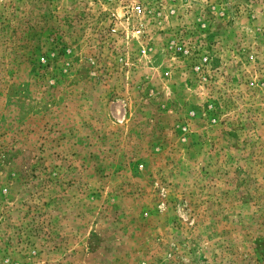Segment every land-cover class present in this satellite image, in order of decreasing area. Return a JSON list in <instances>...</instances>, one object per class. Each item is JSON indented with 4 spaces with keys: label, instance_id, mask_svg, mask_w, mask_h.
<instances>
[{
    "label": "rangeland",
    "instance_id": "1",
    "mask_svg": "<svg viewBox=\"0 0 264 264\" xmlns=\"http://www.w3.org/2000/svg\"><path fill=\"white\" fill-rule=\"evenodd\" d=\"M0 264H264V0H0Z\"/></svg>",
    "mask_w": 264,
    "mask_h": 264
},
{
    "label": "built area",
    "instance_id": "2",
    "mask_svg": "<svg viewBox=\"0 0 264 264\" xmlns=\"http://www.w3.org/2000/svg\"><path fill=\"white\" fill-rule=\"evenodd\" d=\"M134 8H135L136 12H140L141 11L140 5H136Z\"/></svg>",
    "mask_w": 264,
    "mask_h": 264
}]
</instances>
